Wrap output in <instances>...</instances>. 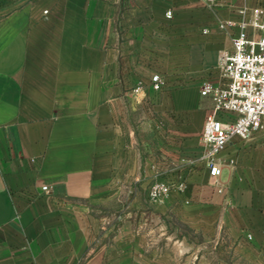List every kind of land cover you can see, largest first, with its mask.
<instances>
[{
	"label": "crops",
	"instance_id": "obj_1",
	"mask_svg": "<svg viewBox=\"0 0 264 264\" xmlns=\"http://www.w3.org/2000/svg\"><path fill=\"white\" fill-rule=\"evenodd\" d=\"M263 1L0 0V264H264V128L210 157L201 95Z\"/></svg>",
	"mask_w": 264,
	"mask_h": 264
},
{
	"label": "built area",
	"instance_id": "obj_2",
	"mask_svg": "<svg viewBox=\"0 0 264 264\" xmlns=\"http://www.w3.org/2000/svg\"><path fill=\"white\" fill-rule=\"evenodd\" d=\"M206 2L214 5L226 0ZM240 12L238 22L219 21L223 30L238 28L232 50L221 57L225 81L207 82L201 88V95L211 97L214 103L205 118L202 136L210 157L228 147L233 136L247 139L264 128V1ZM153 81L159 89V73L153 76ZM221 173L220 166L211 162L210 175L218 177ZM43 190L47 191L48 186H43ZM170 190L168 183L155 180L149 186L148 197L153 202H162Z\"/></svg>",
	"mask_w": 264,
	"mask_h": 264
},
{
	"label": "rangeland",
	"instance_id": "obj_3",
	"mask_svg": "<svg viewBox=\"0 0 264 264\" xmlns=\"http://www.w3.org/2000/svg\"><path fill=\"white\" fill-rule=\"evenodd\" d=\"M189 237L191 238L189 257H186L187 253L175 250L173 264H249L245 258L230 256L225 249L219 254L214 250V243L199 241L193 231H189Z\"/></svg>",
	"mask_w": 264,
	"mask_h": 264
}]
</instances>
